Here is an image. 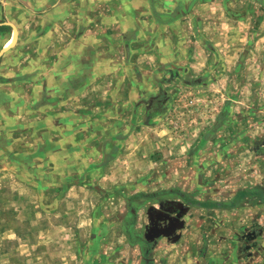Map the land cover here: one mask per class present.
<instances>
[{
    "label": "rangeland",
    "instance_id": "374dc122",
    "mask_svg": "<svg viewBox=\"0 0 264 264\" xmlns=\"http://www.w3.org/2000/svg\"><path fill=\"white\" fill-rule=\"evenodd\" d=\"M201 3L177 29L186 37L182 51L153 60L143 82H122L129 89L120 105L105 99L99 108L91 95L80 108L88 114L75 128L113 125L117 146L99 156L103 137L83 139L79 167L62 184V172L44 184L32 167L0 159V264H143L126 232L130 206L138 230L139 205L162 190L206 207L244 186L264 189V0ZM102 109L104 120H88ZM186 221L181 243L196 249L189 264L199 260L200 225L209 231V252L198 264H264V202L239 201L216 213L191 207ZM212 232L222 240L214 242ZM250 232L255 237L246 239ZM163 252L172 254L164 240L151 254Z\"/></svg>",
    "mask_w": 264,
    "mask_h": 264
},
{
    "label": "crops",
    "instance_id": "0c3cea01",
    "mask_svg": "<svg viewBox=\"0 0 264 264\" xmlns=\"http://www.w3.org/2000/svg\"><path fill=\"white\" fill-rule=\"evenodd\" d=\"M203 5L201 0H0V48L9 45L12 30L16 32L12 45L0 53L1 161L32 167L44 184L62 172V184L72 175L68 170L79 167L83 139L103 137L99 156L117 146L113 125L98 132L75 128L88 114L80 108L89 104L91 95L99 99V108L105 99L120 105L121 90L129 89L122 82H143L153 60L164 63L171 50L182 51L179 43L184 45L186 37L177 29H184L187 18ZM97 113L91 112L88 120H104L109 112ZM98 146L94 140L93 148ZM192 207L213 213L229 209L196 201ZM188 213L176 241L167 242L164 236L157 240L150 264H189L187 258L196 249L181 243L182 233L190 230ZM200 227L199 262L190 264L200 263L209 252V231ZM216 233L214 242L222 240ZM162 240L172 254L155 258L151 253ZM226 255L215 257L227 260Z\"/></svg>",
    "mask_w": 264,
    "mask_h": 264
},
{
    "label": "flooded vegetation",
    "instance_id": "af4514ba",
    "mask_svg": "<svg viewBox=\"0 0 264 264\" xmlns=\"http://www.w3.org/2000/svg\"><path fill=\"white\" fill-rule=\"evenodd\" d=\"M138 199L130 200L129 205H132L131 202L137 201ZM195 202L192 201V197L185 193H180L173 190L168 191H160L153 193L149 196L148 200H146L142 205L144 207V217L142 223L139 225L140 229L136 230L134 226L135 211L132 210L131 206L128 209V213L130 218L124 223L127 224L126 232L129 234L130 239L132 238L135 244L138 245V248L141 252V257L143 259V263L150 264L151 259L149 257L151 249L156 245V242L162 236L154 238V240H146L144 238V234L150 237L152 234L157 232H168L169 236L166 239L169 242L170 238L173 237L176 233H178L185 226V222L183 220L184 215L189 212V209ZM136 205V204H134ZM146 210H148V215L146 214ZM171 210V211H169ZM184 214L178 216L181 212ZM148 217V218H147ZM182 222H181V221ZM183 224L181 229H174V227ZM140 230V234H137V231Z\"/></svg>",
    "mask_w": 264,
    "mask_h": 264
},
{
    "label": "trees",
    "instance_id": "16d2710c",
    "mask_svg": "<svg viewBox=\"0 0 264 264\" xmlns=\"http://www.w3.org/2000/svg\"><path fill=\"white\" fill-rule=\"evenodd\" d=\"M254 200L255 202H264V189L253 185L238 189L235 194L228 200V202L211 201L208 208H231L242 201L244 204Z\"/></svg>",
    "mask_w": 264,
    "mask_h": 264
},
{
    "label": "water",
    "instance_id": "95a60500",
    "mask_svg": "<svg viewBox=\"0 0 264 264\" xmlns=\"http://www.w3.org/2000/svg\"><path fill=\"white\" fill-rule=\"evenodd\" d=\"M15 30L13 29L12 30V36H13V40H12V42H11V44H9V45H7V46H3V47H1L0 48V53L2 52V51H4L6 48H8L10 45H12V43H13V41H14V36H15ZM169 211H171V210H169ZM148 210H146V214L148 215ZM184 212L185 211H183V212H181L180 214H178V216H180V215H182V214H184ZM148 218V217H147ZM181 221V220H180ZM182 222V221H181ZM183 227V224L181 223L179 226H176V227H174L173 228V230L174 229H181ZM249 234H250V236H249ZM249 234H246V239H249V238H254L255 237V234L253 233V232H250ZM144 236V238L146 239V240H154V238H157V237H159V236H164L166 239L168 238V236H169V233L168 232H165V231H162V232H157V233H154V234H152L150 237H148L146 234H144L143 235ZM178 237H179V234L178 233H176L173 237H171L170 238V241L171 242H173V241H176L177 239H178Z\"/></svg>",
    "mask_w": 264,
    "mask_h": 264
},
{
    "label": "bare ground",
    "instance_id": "6f19581e",
    "mask_svg": "<svg viewBox=\"0 0 264 264\" xmlns=\"http://www.w3.org/2000/svg\"><path fill=\"white\" fill-rule=\"evenodd\" d=\"M12 40H13V39H12ZM12 40L10 41V43H9V44H11Z\"/></svg>",
    "mask_w": 264,
    "mask_h": 264
}]
</instances>
